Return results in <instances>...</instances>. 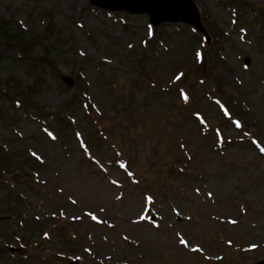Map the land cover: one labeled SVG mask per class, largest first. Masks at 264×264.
<instances>
[{"label": "rangeland", "instance_id": "1", "mask_svg": "<svg viewBox=\"0 0 264 264\" xmlns=\"http://www.w3.org/2000/svg\"><path fill=\"white\" fill-rule=\"evenodd\" d=\"M195 1L203 25L222 40L220 47L205 51L198 45L201 34L184 24L165 23L154 29L147 15L103 11L90 0H0V112L16 117L13 125L0 121V138L11 141L14 167L20 168L24 159L35 164L36 156L43 163L38 173L30 169L37 179L27 186L30 192L11 201L0 195V242L7 225H12L3 217L8 206L24 213V229L14 243L19 250L10 257L0 255V264L15 260L73 264L71 255L83 257L76 264H90L88 260L91 264H259L264 260L260 166L264 160L240 144L246 133L254 135L264 150V0ZM21 30L36 38L33 46V41L21 44ZM20 51L27 59L19 58ZM196 56L205 62L198 65ZM40 57H47L48 63L36 64ZM177 74L181 80L176 87ZM65 77L73 79L71 88L62 82ZM203 83L212 95L199 90L182 95L183 87ZM76 90L81 101H93V108H98L93 113L102 117L100 126L112 159L118 156L116 150L125 152L140 184H132L130 176L114 169L108 176L113 181L123 179L124 186H109L97 174L98 167L84 166L88 162L81 159L79 144L66 148L70 143L52 142L57 136L49 134L45 117L40 121L41 112L54 127L62 126L64 111L83 119V109L74 99ZM18 94L32 96L28 106L36 120L4 101ZM216 97L231 103L240 100L237 105L244 108L230 110L246 112L244 124L227 113L223 116ZM203 119L204 127L221 129L225 140L239 142L226 141L220 150L214 131L205 128L203 134ZM152 143L155 152L150 159ZM4 155L0 150V160ZM148 162L151 167H145ZM59 174L79 200H96L75 209L73 215L82 216L80 222L48 218L61 210L57 206L62 199L57 201L53 190ZM176 207L181 213L174 211ZM145 208V221L134 225L132 220ZM84 209L107 215L117 226L93 225L90 219L95 215ZM178 218L182 220L176 222ZM50 228L52 240L44 239L41 232ZM179 237L188 247L180 244ZM6 246L0 245L2 253ZM31 246L40 248L46 258L38 254L34 256L38 260L27 263L33 257Z\"/></svg>", "mask_w": 264, "mask_h": 264}, {"label": "water", "instance_id": "2", "mask_svg": "<svg viewBox=\"0 0 264 264\" xmlns=\"http://www.w3.org/2000/svg\"><path fill=\"white\" fill-rule=\"evenodd\" d=\"M92 2L112 10H127L131 13L147 12L155 25L163 21H182L204 31L193 0H92ZM260 264H264V261Z\"/></svg>", "mask_w": 264, "mask_h": 264}, {"label": "trees", "instance_id": "3", "mask_svg": "<svg viewBox=\"0 0 264 264\" xmlns=\"http://www.w3.org/2000/svg\"><path fill=\"white\" fill-rule=\"evenodd\" d=\"M35 42V41H34ZM191 89H194V90H197L198 88H197V86L196 87H193V88H191ZM207 90H210L209 89V87H208V89H206V86H205V92L207 93L208 91ZM26 167V166H25ZM23 170V168L21 167L20 169H18V172H20V171H22ZM24 175H26L27 173L26 172H22Z\"/></svg>", "mask_w": 264, "mask_h": 264}, {"label": "snow or ice", "instance_id": "4", "mask_svg": "<svg viewBox=\"0 0 264 264\" xmlns=\"http://www.w3.org/2000/svg\"><path fill=\"white\" fill-rule=\"evenodd\" d=\"M184 98H185V100H187V96H185ZM93 218L95 219V217H93ZM181 243H184V242H183V241H181Z\"/></svg>", "mask_w": 264, "mask_h": 264}]
</instances>
